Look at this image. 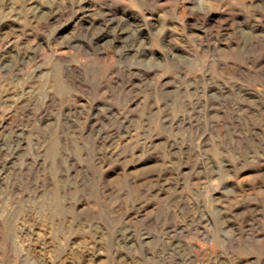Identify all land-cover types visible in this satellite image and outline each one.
Returning <instances> with one entry per match:
<instances>
[{
    "label": "rangeland",
    "instance_id": "1",
    "mask_svg": "<svg viewBox=\"0 0 264 264\" xmlns=\"http://www.w3.org/2000/svg\"><path fill=\"white\" fill-rule=\"evenodd\" d=\"M0 264H264V0H0Z\"/></svg>",
    "mask_w": 264,
    "mask_h": 264
}]
</instances>
